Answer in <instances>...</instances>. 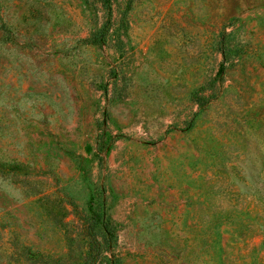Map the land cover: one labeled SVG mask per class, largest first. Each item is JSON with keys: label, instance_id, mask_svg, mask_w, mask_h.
<instances>
[{"label": "rangeland", "instance_id": "1", "mask_svg": "<svg viewBox=\"0 0 264 264\" xmlns=\"http://www.w3.org/2000/svg\"><path fill=\"white\" fill-rule=\"evenodd\" d=\"M91 223L95 264H264V0H0V264Z\"/></svg>", "mask_w": 264, "mask_h": 264}, {"label": "trees", "instance_id": "2", "mask_svg": "<svg viewBox=\"0 0 264 264\" xmlns=\"http://www.w3.org/2000/svg\"><path fill=\"white\" fill-rule=\"evenodd\" d=\"M102 2L106 5V10L109 8V0H102ZM104 229L97 228V232H101ZM94 228L92 223L90 225V229L87 231V250L83 257L82 264H95L96 260L101 254V248L107 244V237L105 231L102 232V238L98 239L94 233Z\"/></svg>", "mask_w": 264, "mask_h": 264}]
</instances>
